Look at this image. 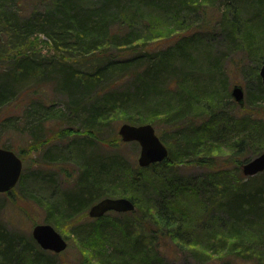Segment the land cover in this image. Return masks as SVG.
<instances>
[{
    "label": "trees",
    "instance_id": "16d2710c",
    "mask_svg": "<svg viewBox=\"0 0 264 264\" xmlns=\"http://www.w3.org/2000/svg\"><path fill=\"white\" fill-rule=\"evenodd\" d=\"M23 1L5 0V5L0 8V48L5 43L11 47L5 57L0 54L5 64L0 67V108L6 106L17 92L36 93L46 82H55L69 96L67 118L74 124L80 121L83 124L82 132L59 129L56 137L60 140L79 133L93 137L95 124L100 120L108 119L118 111L136 108L164 115L176 126L178 122L187 124L188 131L182 132V136L187 142L192 140L190 143H196L193 140L198 139V132L209 133L211 125H218L219 129L228 125L236 127L231 129L237 131L236 137L241 136V140L239 148H231L234 158L247 155L246 143L254 138L252 133L263 132L264 117L246 120L236 113L227 112V115L211 85H198L202 74L209 80L217 74L215 70L219 68L221 54L217 51V55L215 52L206 54L205 68L201 69L193 59V52L194 46L202 40L208 43L209 36L218 32L226 42L225 51L238 54L241 59L248 56L249 61H259L258 69L264 62V9H261L264 0H28L38 5L28 13L22 11ZM38 35L47 39L51 55L40 56L29 49L35 45L32 40ZM158 39L169 44L151 52L150 44ZM253 76L256 91L250 93L246 88L244 105L233 103L236 109L249 107L253 110L264 102L261 80L257 73ZM36 108L41 106L23 109L21 128L18 126L21 117L4 116L0 119V131L11 128L22 134V129L27 127L39 131L53 108L42 106V111ZM138 119L128 121L132 125L150 121ZM35 139L40 142L39 138ZM0 144L1 148L15 152L14 146ZM88 149V145L84 146L82 153H87ZM118 159L107 158L99 162L95 158V161L109 174L122 162ZM55 160L51 158L52 163ZM91 160L94 159H86L85 165L89 166ZM248 160L234 161L233 171L239 174L241 165ZM168 161L169 155L160 163L137 167L132 173L135 185L147 186L142 182L141 174L155 171L152 169L165 166ZM222 169H213L218 181H226L227 171ZM244 178L246 181H242ZM127 181L131 183L129 178ZM79 182L78 192L67 201L68 212L73 215L95 203L103 192L98 187V180L84 173ZM161 182L162 186L159 183V189L154 191L162 192L163 196L170 190L164 200L171 209L181 200L178 197V201H174V193L181 196L190 191L197 192L188 181L177 184L174 180L161 178ZM200 182L206 183L205 180ZM133 194L130 200L135 209L129 213L137 216L135 196L139 192ZM210 201L203 214L191 221L184 214L178 220L159 214L157 220L151 221L153 214L146 210L139 219L136 218L138 223H134L137 229L132 250L141 254L153 248L159 254L160 247H172L187 254L193 264H264V171L250 177L239 176L236 184L219 189ZM210 205H216V215L211 214ZM2 207L3 202H0V210ZM54 212H46L45 224L56 225ZM145 215H149V219H144ZM102 217L87 221L92 223ZM169 220L174 223L171 225ZM88 231L87 224L76 222L70 232L80 237ZM88 237L95 239L94 244L84 241L88 245L86 249L93 253L94 261L109 264L96 246L100 236L92 233ZM26 255L31 264H56L58 257V254L40 249L33 239L22 240L0 222V264H25ZM161 263L158 260L152 264Z\"/></svg>",
    "mask_w": 264,
    "mask_h": 264
},
{
    "label": "rangeland",
    "instance_id": "374dc122",
    "mask_svg": "<svg viewBox=\"0 0 264 264\" xmlns=\"http://www.w3.org/2000/svg\"><path fill=\"white\" fill-rule=\"evenodd\" d=\"M3 5H5V0H0V8ZM24 5L25 7L22 11L25 13L32 11L38 6L28 0L23 1L22 7ZM249 12L252 11L250 10ZM209 37L208 43L202 40L200 44L194 46L193 59L197 61L198 67L203 69L206 64V54L217 51L221 54L218 60L220 69L216 68L217 74H213L210 80L202 74V77L198 80V85L200 87L202 84L211 85L212 90L218 93V97L222 101V108L225 114L228 112L235 115L236 113L237 116H243L246 120L248 118L259 120L264 117L263 101L258 104L260 107H256L253 110L249 107L236 109L233 105L236 102L231 97V90L234 85L242 86L244 98L247 95L246 88L250 90V93L256 91L253 74H258L259 72L260 67L257 69L259 61H249L248 56L241 59L238 54H231L229 50L225 51L226 42L218 32ZM32 41L35 44L29 48L32 52L38 53L40 56L51 55L50 46L44 36L38 35ZM153 42L155 43L150 44L149 47L151 52H157V50L163 49L169 44V42L165 43L163 39ZM8 45L6 46L5 43L4 47L0 48V54H3L4 57L11 48ZM214 54L217 55L216 52ZM2 59L0 58V67L5 66ZM17 93L9 100L10 102L6 106L0 108V119L7 115H17L21 117V121L18 124L21 128L24 121L21 114L23 109L33 106H41V108L42 106H47L49 108L52 107L53 110L52 113L49 112L46 115V121H44L43 127L39 131L29 127L22 129V134L11 128L0 131V142L14 146L16 155L20 157L23 163L18 185L7 196L0 194V202H3V207L0 210V222L7 230L18 234L22 240L27 242L32 239L31 230L33 226L45 224L46 212L56 211L57 213L54 212L55 216L53 217L56 225L51 226L67 242V248L58 254L56 264H99L94 261L93 253L86 249V246H88L86 244L87 241L92 243L95 241V239L92 238L91 240L88 237L92 233L100 236L101 240L99 239V242H96V246L100 250L101 256L110 261L109 264H152L158 260L162 262L161 264H193L187 254L179 252L172 247L166 249L163 246L162 248L160 247L159 254L155 252L157 249L154 251L153 248L141 254L135 253L131 248L132 240L135 238L134 232L137 229L134 223H138V219L143 212L146 213V210L153 214L152 218H150L151 221L157 220V217H160L159 214H165L168 219L172 218L173 220L182 218L184 214L191 221L195 216L203 214L205 208L209 206L208 201L211 202L210 199H212V196L217 195L219 189L236 184L239 176L245 177L242 171L239 174L233 171L234 161H242L245 158L250 160L264 152V127H262V133L259 131L261 134L254 132L252 133L254 138L247 140L249 142L246 143L247 149L245 153L247 155H239L234 158L231 157V148H239L241 140L239 134L238 136L240 137H236L237 131L235 130L236 133L232 131L236 127L228 125L231 127L221 126V129H219L218 125H211L209 133L198 132V139L196 138V141L193 140L196 143H190L192 140L187 142L188 140L182 136V132L188 131L185 126L187 124L182 125L181 122H178L177 124L179 125L176 126L175 123H169L164 115H155L154 112H146L144 109L138 108L121 110L108 119L100 120L95 124L92 132L93 137L79 133L60 140L56 137L59 129L71 128L82 132L83 127L82 121L74 124L67 118L69 115V111H67L69 96L61 89L60 85L55 82H46L36 93L30 94L25 92V90ZM41 108H36V110H41ZM138 118L150 120H146L142 124H150L154 128L156 135L166 146L169 153V161L165 166L154 168L152 170L155 171H146L141 174L142 182L147 183V186L142 188L135 185V177L133 178L132 174L139 167L137 163L139 146L135 142H122L118 135V129L122 124H130L129 119L136 121L139 120ZM189 130L191 129L189 128ZM35 138H39L40 142L36 141ZM46 138V142L43 143L42 141ZM83 144H85V147L89 146L87 153L84 154L82 153L84 150ZM20 151L22 155H20ZM89 153L91 154L89 155ZM115 157L120 158L118 160L122 162L119 166L112 168V173L109 172L107 174L100 169V163L97 161L101 162V160L105 161L107 158ZM51 158H56L55 164L51 162ZM92 158L94 160H91L89 166H86V159L90 160ZM95 158L97 161H95ZM199 161L200 163L198 164ZM210 163H213V165H209ZM210 166L224 168L227 171L226 181H218L219 178L216 179L215 174L212 173L214 168ZM83 173L98 180V187H101L103 192L97 199L121 197L130 199L134 197V191L139 192L140 196H135L138 201L136 204L137 216H133L131 213L111 212L100 220L88 223L87 220L92 218L88 216L87 212L94 203L77 212L76 215L68 212L67 201L71 195L78 192L79 181H82ZM160 177L163 180H174L177 184H186L187 181L191 182L193 184L192 187L197 188V192L193 194L190 191L189 194L181 196L174 193V201L175 199L178 201L179 198L181 200L176 204L177 207L171 206L173 207L171 209L164 200V197L168 198L170 195V190L163 196L162 192L157 193L154 191L159 189L160 184L162 186ZM128 178L131 183L127 181ZM202 180H205L206 183L203 182L201 184L200 181ZM242 181H246V179L244 178ZM226 182H228L227 185H225ZM107 195L110 196L107 197ZM97 199H95L96 202L99 201ZM210 210L211 214L214 212L216 215L218 212L216 205L214 207L210 205ZM137 217L138 219H136ZM144 219H149V215H145ZM159 220L162 223V219ZM76 222L87 224L88 230L90 229L89 233L87 232L80 237L72 235L70 231ZM169 222H171V225L174 223L170 220ZM81 240H83V243ZM85 240L86 242L84 243ZM28 263L31 264V260L27 256L25 264Z\"/></svg>",
    "mask_w": 264,
    "mask_h": 264
},
{
    "label": "water",
    "instance_id": "95a60500",
    "mask_svg": "<svg viewBox=\"0 0 264 264\" xmlns=\"http://www.w3.org/2000/svg\"><path fill=\"white\" fill-rule=\"evenodd\" d=\"M1 41V36H0ZM264 89V62L258 72ZM231 97L239 105H244V92L240 85H234ZM122 142H135L139 146L137 163L139 167H147L160 163L168 156V150L156 135L150 124L131 125L124 123L118 129ZM22 160L12 151L0 147V194L11 191L18 183L22 173ZM242 174L246 177L254 176L264 171V152L244 162L241 165ZM135 205L128 198H103L88 209V216L92 219L101 218L108 212L129 213L134 211ZM34 242L44 251L60 254L67 248L66 240L49 224H37L31 230Z\"/></svg>",
    "mask_w": 264,
    "mask_h": 264
}]
</instances>
